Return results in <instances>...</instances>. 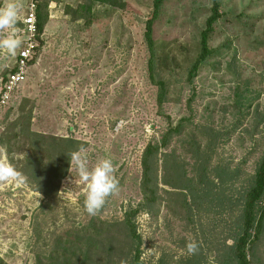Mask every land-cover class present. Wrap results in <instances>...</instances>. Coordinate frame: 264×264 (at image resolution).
Masks as SVG:
<instances>
[{
	"label": "rangeland",
	"instance_id": "obj_1",
	"mask_svg": "<svg viewBox=\"0 0 264 264\" xmlns=\"http://www.w3.org/2000/svg\"><path fill=\"white\" fill-rule=\"evenodd\" d=\"M30 1L17 0V29ZM120 1L95 2L86 14L85 0L38 1L46 15L39 52L0 107V163L26 177L0 182V264H34L58 236L89 234L97 247L91 264H132L135 247L141 264L237 263L242 205L264 155V0H217L211 53L189 79L213 0L163 2L152 26L153 79L144 37L153 0ZM9 34L0 30V40ZM15 56L0 48V88ZM66 138L84 143L90 163L108 156L116 165L119 191L96 216L83 209L87 188L66 158ZM148 144L158 151L143 195ZM127 215L138 237L132 244L115 227ZM248 240L249 264H264V218Z\"/></svg>",
	"mask_w": 264,
	"mask_h": 264
},
{
	"label": "trees",
	"instance_id": "obj_2",
	"mask_svg": "<svg viewBox=\"0 0 264 264\" xmlns=\"http://www.w3.org/2000/svg\"><path fill=\"white\" fill-rule=\"evenodd\" d=\"M39 0H36L37 2V8H36V16H37V31L40 35L42 31V27L44 24V19L46 15L42 14ZM165 0H153L152 1V13L149 19L145 22V31H144V37L147 43V47L149 50V74L150 78L153 79V39H152V26L153 23L157 20V18L160 15L161 6ZM103 3L113 6H123V3L120 0H85L84 3H82L79 8L82 12L89 13L90 9L92 7L93 3ZM219 4L217 0H213V4L211 7V14L206 19L205 28L200 33V53L195 59V61L191 64L190 69L188 71V79L193 77L195 73L197 72L200 64L207 58V56L210 55L211 50L208 48V38L209 34L213 29V24L216 22V20L220 17V13L218 10ZM41 46V40L39 39V47L36 50V53L33 57V59L29 62V64H32L34 62V58L39 52ZM155 84L158 85L160 92L158 93L159 99L163 98L165 95L164 90V83L163 81H155ZM35 137H38L37 134H32ZM64 142V145L62 147L64 148L65 152L67 153L66 158H69L68 155L76 150L80 145H83L81 141L75 140V139H61V142ZM166 142V137L162 141V145H164ZM158 151V146L150 145L148 144L143 152V157L141 160V164L143 167V195H145L144 187L146 186L148 182V160L150 156H153ZM68 161L59 168V171L56 174L55 180L58 182L65 174V171L67 169ZM56 189V186L52 188V191ZM154 192V191H153ZM46 194V193H45ZM152 193H150L151 195ZM264 194V155L262 157L261 163L254 175V184L252 188L247 193V198L245 202L242 205V212L240 215V219H242V235L235 238L234 240L235 245L233 246V257L236 260V264H249V261L247 259V255L245 253V246L249 243V236L251 231L254 232V236L257 238L258 234L260 233V228L262 226V219L264 218V205L261 204V198ZM150 201L147 199V202ZM260 204L258 210H254L255 205ZM132 218V215H130ZM129 215L126 216L125 221L117 222L115 227H121V224L126 228L128 232V236L130 237L131 244L135 243L136 239L138 238L135 232L134 225L130 221ZM96 236H99V233H95ZM88 237H83L76 235V237L67 236H58L55 239L56 246L55 250L50 252L49 255L46 257L37 255L35 259L34 264H91L92 260L94 259V251H97L96 247V240L94 236H91L90 234L87 235ZM76 248V249H75ZM78 248V249H77ZM135 254L132 256L131 262L132 264H141L139 261V252L138 247H135ZM114 252L113 248H107V252ZM80 253V254H76ZM118 256L122 255V253H116ZM121 262V261H120Z\"/></svg>",
	"mask_w": 264,
	"mask_h": 264
},
{
	"label": "clouds",
	"instance_id": "obj_3",
	"mask_svg": "<svg viewBox=\"0 0 264 264\" xmlns=\"http://www.w3.org/2000/svg\"><path fill=\"white\" fill-rule=\"evenodd\" d=\"M20 7L17 0H8L3 7H0V30H10V34L0 40V48L6 49L11 57H14L17 50L25 43L17 34ZM68 157L70 167H75L79 180L87 188L83 209L89 216H96L108 199L119 191V180L115 175L116 165L108 156L90 163V153L84 145H80ZM8 180L24 183L26 177L14 166L0 163V182ZM186 249L189 254H195L198 251L197 242L186 243Z\"/></svg>",
	"mask_w": 264,
	"mask_h": 264
},
{
	"label": "built area",
	"instance_id": "obj_4",
	"mask_svg": "<svg viewBox=\"0 0 264 264\" xmlns=\"http://www.w3.org/2000/svg\"><path fill=\"white\" fill-rule=\"evenodd\" d=\"M37 2L31 0L17 34L25 43L17 50L14 65L1 82L0 107H6L17 87L25 81L28 74L29 62L33 59L39 47V33L37 31Z\"/></svg>",
	"mask_w": 264,
	"mask_h": 264
}]
</instances>
